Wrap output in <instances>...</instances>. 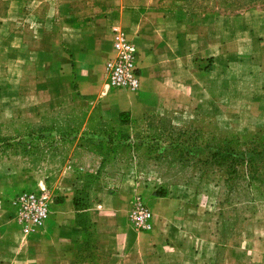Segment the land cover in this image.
Here are the masks:
<instances>
[{"label":"crops","instance_id":"1","mask_svg":"<svg viewBox=\"0 0 264 264\" xmlns=\"http://www.w3.org/2000/svg\"><path fill=\"white\" fill-rule=\"evenodd\" d=\"M183 1L3 0L0 72L20 65L12 100L26 102L23 109L36 116L105 96L112 27H118L136 46L141 76L139 97L123 101L121 112L142 115L169 96L182 99L187 111L191 96L209 107H230L238 96L261 104L264 4L209 17ZM5 110L0 105V115ZM78 149L70 156L72 172L50 187L47 221L32 233L14 222L9 201L48 187L46 179L35 183V173L0 164V264H264V214L240 218L234 227L210 196L160 197L147 184L128 181L111 190L97 180L83 196L72 173L99 175L103 158ZM135 197L153 215L145 231L130 222Z\"/></svg>","mask_w":264,"mask_h":264},{"label":"rangeland","instance_id":"2","mask_svg":"<svg viewBox=\"0 0 264 264\" xmlns=\"http://www.w3.org/2000/svg\"><path fill=\"white\" fill-rule=\"evenodd\" d=\"M257 4H264V0H191L193 9L208 10L209 17H214V11L231 14ZM19 67L11 64L7 72H0L4 88L0 105L6 107L0 115L3 167L11 165L35 173V183L45 178L54 196L50 187L63 181L64 172H72L70 156L80 147L82 153L95 152L103 158L99 175L72 173L71 177L81 182L83 196L97 180L100 188L109 182L111 190L128 181L129 186L145 183L157 194L165 191L191 200L198 195L210 196L217 212L234 227L240 218L264 214V169L263 179L248 186L231 180L223 169L204 163L209 152L219 146L235 151L264 150V96L261 104L238 96L230 107L217 103L209 107L204 99L191 96V111L183 108L182 99L169 96L164 105L152 103L148 112L132 115L121 112V103L138 98V93L108 89L97 101L34 116L23 109L26 102L11 98L12 75L14 70L19 74ZM122 113L128 115L127 121Z\"/></svg>","mask_w":264,"mask_h":264},{"label":"built area","instance_id":"3","mask_svg":"<svg viewBox=\"0 0 264 264\" xmlns=\"http://www.w3.org/2000/svg\"><path fill=\"white\" fill-rule=\"evenodd\" d=\"M112 35L114 54L105 65L106 86L109 90L136 93L141 87L136 46L118 27H112ZM9 203L13 209L14 222L24 233H32L47 221L54 204V196L44 186L37 191H20ZM129 218L135 229L145 231L150 228L153 215L141 198L135 197Z\"/></svg>","mask_w":264,"mask_h":264},{"label":"trees","instance_id":"4","mask_svg":"<svg viewBox=\"0 0 264 264\" xmlns=\"http://www.w3.org/2000/svg\"><path fill=\"white\" fill-rule=\"evenodd\" d=\"M124 120H128V115L122 113ZM229 175L231 180H239L251 186L253 182L263 179L261 171L264 169V150L262 151H235L229 146L215 147L209 152V157L204 163ZM157 196H166L165 191H161Z\"/></svg>","mask_w":264,"mask_h":264}]
</instances>
